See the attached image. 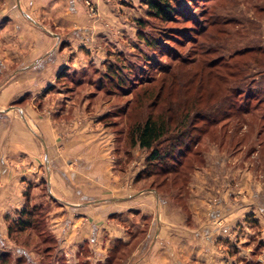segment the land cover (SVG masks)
I'll use <instances>...</instances> for the list:
<instances>
[{
  "label": "rangeland",
  "instance_id": "374dc122",
  "mask_svg": "<svg viewBox=\"0 0 264 264\" xmlns=\"http://www.w3.org/2000/svg\"><path fill=\"white\" fill-rule=\"evenodd\" d=\"M146 1L81 0L94 26L77 42L65 37L81 44L82 62L71 60L43 95L21 102L50 120L57 140L77 133L108 152L116 191L101 196L119 199L115 207L109 197L103 204L114 208L110 220L121 234L91 239L65 226L66 236L54 223L59 204L41 179L23 194L19 218L26 206L29 225L13 221L10 210L0 213L6 264H264V0H172L167 21L149 16ZM6 4L0 0V14ZM40 11L32 23L48 33L36 26L37 39L50 32L56 39L62 30L55 17ZM260 89L259 98L249 96ZM150 114L171 119L166 137L177 131L192 138L186 154L168 161L174 174L148 165L150 152L133 144L134 127ZM211 214L218 227L229 222V232L225 241L203 242L194 256L185 241L194 230L203 235ZM235 249L244 257L230 253Z\"/></svg>",
  "mask_w": 264,
  "mask_h": 264
},
{
  "label": "crops",
  "instance_id": "0c3cea01",
  "mask_svg": "<svg viewBox=\"0 0 264 264\" xmlns=\"http://www.w3.org/2000/svg\"><path fill=\"white\" fill-rule=\"evenodd\" d=\"M5 1L7 4L1 8L4 13L0 14V44H3L0 64V213L10 210L13 213L5 212L11 215L13 221L18 220L27 187L35 190L42 186L41 179H44L48 195L59 204L54 217L56 227L64 226V230L65 226L67 229L71 227L69 234L72 236H90L91 239L100 234L118 236L116 234H121V230L110 219L115 213L112 207L119 203V199L101 196L102 193L116 191L114 187H109L115 178L110 171L108 152L104 148L97 150L92 144H83L77 133L75 137L57 140L50 120H38L32 107L21 103L24 99L33 100L43 95L65 65L71 66V60L73 65L82 62L81 44L66 37L71 34L74 40H80L85 29L94 26L93 22L84 15L81 0ZM11 3L16 4L13 13L7 12ZM98 3L103 8V4ZM105 6L110 12L113 9V5L108 3ZM41 9L42 13H47L45 17H55L57 28L62 30L61 33L55 32L54 40L52 32L37 39L36 26L42 31L45 27L32 22L41 14ZM10 21L13 22L12 27ZM63 48L69 54L66 50L61 52ZM108 197L111 198L108 201L112 205L110 208L103 204ZM125 209L130 210V206ZM83 217L84 222H81ZM211 217L212 214L205 223L203 235L196 236L194 230L191 232L194 238L185 241L193 247L194 256L201 255L197 251L202 248L200 245L203 242L226 239L229 231L225 233L224 224L229 222L224 220L223 226L218 227ZM2 222L0 241L4 239ZM64 230L67 236L68 232ZM156 236L158 239L159 233ZM223 251V257H229V250ZM21 252L18 255L21 256ZM236 252L244 257L243 252L240 254L236 249L230 251ZM233 262L238 264L236 260Z\"/></svg>",
  "mask_w": 264,
  "mask_h": 264
},
{
  "label": "trees",
  "instance_id": "16d2710c",
  "mask_svg": "<svg viewBox=\"0 0 264 264\" xmlns=\"http://www.w3.org/2000/svg\"><path fill=\"white\" fill-rule=\"evenodd\" d=\"M171 1L172 0H147L146 6L148 8V15L165 21L171 19V14L173 13V9L170 5ZM109 70H111V68H109ZM261 90L262 89L258 91L255 90L257 92L253 91L249 93V96L251 95L259 98L260 93H262ZM224 100L223 104L225 106L230 107V109L236 108V101H228L227 98ZM215 112L216 111L212 110V113ZM172 123L173 122L169 118L164 120L163 117H154L150 114L146 117L144 122L137 124L132 131V137L134 139L133 144H137L139 148L146 149L150 152L149 157L147 158L148 165L151 166L157 163L159 165L160 173L164 174H166V172L170 174L176 173L175 165L168 166V161L172 163L174 161V156H183V154H186L189 151L192 142V138L188 134L189 132L181 133L176 131L175 133H177L176 135L178 136L166 137V135L174 132V130L171 129ZM194 141L197 143L199 138ZM163 144H167L168 146L161 151L160 146ZM27 210L28 209L25 206L21 212L19 224L27 225V223L24 222L28 221L23 220V216L26 215V213L30 215L29 210ZM29 224L30 223L28 222V225ZM0 264H6L4 254H0Z\"/></svg>",
  "mask_w": 264,
  "mask_h": 264
}]
</instances>
